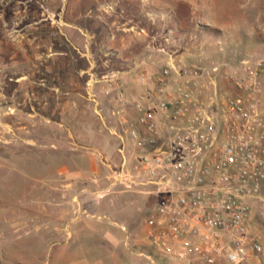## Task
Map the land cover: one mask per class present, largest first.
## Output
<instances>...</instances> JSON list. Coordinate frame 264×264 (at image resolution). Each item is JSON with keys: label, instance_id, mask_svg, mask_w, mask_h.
Instances as JSON below:
<instances>
[{"label": "rangeland", "instance_id": "rangeland-1", "mask_svg": "<svg viewBox=\"0 0 264 264\" xmlns=\"http://www.w3.org/2000/svg\"><path fill=\"white\" fill-rule=\"evenodd\" d=\"M148 1L157 47L179 63L264 57V0ZM91 4L99 8L89 16ZM123 4L81 0V21L98 30L97 14ZM71 22V0H0V264H151L137 252L171 264L144 236L157 194L114 183L120 141L110 129L117 123L89 98L91 81L119 67L99 59L100 34L90 60L73 48ZM170 33L176 40L169 43ZM261 84L264 98V72ZM101 85L92 90L108 106ZM218 85L228 88L223 75ZM115 222L127 225L125 238ZM250 227L264 245V187L251 201Z\"/></svg>", "mask_w": 264, "mask_h": 264}, {"label": "built area", "instance_id": "built-area-1", "mask_svg": "<svg viewBox=\"0 0 264 264\" xmlns=\"http://www.w3.org/2000/svg\"><path fill=\"white\" fill-rule=\"evenodd\" d=\"M158 51L166 61L150 83L138 73L142 88L132 100L117 71L91 81L104 82L116 103L110 131L121 158L112 180L157 194L144 236L170 263L264 264L250 227L251 201L264 187V57L201 66L175 61L165 46ZM93 83L88 94L97 105Z\"/></svg>", "mask_w": 264, "mask_h": 264}, {"label": "crops", "instance_id": "crops-1", "mask_svg": "<svg viewBox=\"0 0 264 264\" xmlns=\"http://www.w3.org/2000/svg\"><path fill=\"white\" fill-rule=\"evenodd\" d=\"M116 1H122V3L124 2V4L121 7H118V10H114L113 12L102 11V13L100 12V14H97V17L95 18L98 20L99 25H102H100L101 27L98 26V30H91L90 26H94V22L89 21L88 19L86 22L81 21L82 17H87V12H85L84 16H82V10H79L81 0H71V21H73L71 22V46L85 55L87 57V60H90V54L92 52V38L100 34V40L98 42L99 59L107 65H115L121 68H118V70H116L118 72V78L120 79V87L124 90L127 97L132 100L142 88L138 81V73L141 70H145L148 74V77L150 76L151 81H149V83L152 82V76L159 71V69L156 67H160L162 63L166 61V57L165 54L158 51L159 47L157 46L162 42L160 40L156 41L155 34L152 33L153 27L152 25H150L151 23H153V21H151L152 13L149 12L148 9H146V6L150 4V1L145 0L142 4H139L132 0ZM97 7L98 6L96 5H92L88 8L89 16L91 13L96 12V9L98 10L99 7ZM89 16L88 18H91ZM99 18H101L102 20H99ZM85 39H88V41L86 42ZM172 40L175 41L176 37L170 33L168 40L169 43ZM81 43H83L84 45L83 48L80 46ZM155 54H157L158 57L161 55L162 56L159 60L156 57V60ZM38 55L36 54L35 57L37 56L38 59L41 60L43 54L38 53ZM26 78L27 75L22 74L20 76H17L15 80L24 81ZM100 90L102 97L107 98L109 105L106 106L103 104V101L98 93L97 95L98 101L100 103L99 105L102 110L107 112L111 109V107L115 106L116 103L110 98L109 95L105 93V85H101ZM71 94H73V91H71ZM71 99H73L72 96ZM71 113L77 114V107L74 105V101H71ZM115 224L119 228L123 238H125L128 231L127 225L117 222H115ZM137 253H142L141 256H144L145 260H149L151 264H155L151 253ZM127 257L129 258V256ZM88 262L93 261L84 260L81 264H89ZM131 263L136 264V262L133 263V261L129 263L125 262L123 264ZM92 264L104 263L98 261L93 262Z\"/></svg>", "mask_w": 264, "mask_h": 264}, {"label": "bare ground", "instance_id": "bare-ground-1", "mask_svg": "<svg viewBox=\"0 0 264 264\" xmlns=\"http://www.w3.org/2000/svg\"><path fill=\"white\" fill-rule=\"evenodd\" d=\"M16 38H18V36L15 35V38H14V39H16ZM20 41H21V40H20Z\"/></svg>", "mask_w": 264, "mask_h": 264}]
</instances>
